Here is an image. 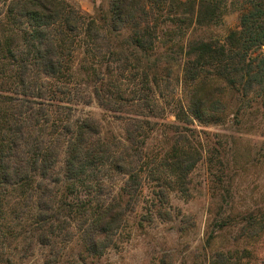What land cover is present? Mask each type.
Wrapping results in <instances>:
<instances>
[{
	"label": "trees",
	"instance_id": "1",
	"mask_svg": "<svg viewBox=\"0 0 264 264\" xmlns=\"http://www.w3.org/2000/svg\"><path fill=\"white\" fill-rule=\"evenodd\" d=\"M224 2L110 0L90 13L69 0H0V264H17L5 255L4 237L19 226L26 255L43 249L38 264H101L146 180L160 203L168 182L186 190L202 159L196 120L238 117L251 92L264 106V0H248L225 38L206 35L221 22ZM179 89L167 111L159 96ZM93 100L111 112H128L131 103L123 139L75 113ZM158 137L153 152L148 141ZM109 173L123 176L116 193L106 190ZM222 198L208 244L236 222L242 234L263 232L264 213H234L233 200ZM246 254L218 249L198 264H251Z\"/></svg>",
	"mask_w": 264,
	"mask_h": 264
},
{
	"label": "rangeland",
	"instance_id": "2",
	"mask_svg": "<svg viewBox=\"0 0 264 264\" xmlns=\"http://www.w3.org/2000/svg\"><path fill=\"white\" fill-rule=\"evenodd\" d=\"M69 1L93 13L98 6L107 7L110 0ZM247 2L225 0L221 22L206 29V35L225 38L231 29L238 27L240 13ZM176 75L177 72L174 80ZM216 87L217 92L228 99L236 98L223 83H216ZM182 95L179 89L174 94L159 96L158 100L168 111V103ZM260 99L257 92H251L246 99H241L238 117L232 113L215 124H204L198 120L194 122L193 126L199 133L192 131V136L195 134L197 138L201 135L202 159L189 175L186 190L168 182L167 199L160 203L153 193L154 183L146 180L138 207L106 250L101 264H198L212 251L229 247L239 251L248 249L251 254H246L244 261L249 259L251 264H264V229L260 234H242L241 226L236 222L234 226L215 232L216 237L211 244L206 242L213 219L216 220L223 211L220 207L223 194L230 201L233 200L234 213L248 210H256L259 215L264 213V106ZM233 104L237 109L235 101ZM127 106L128 112H111L93 100L90 104L79 103L74 107L77 115L97 118L105 136L123 139L124 117L133 112L131 103ZM165 117L174 118L169 112ZM159 140L160 137L158 142L156 138L148 141L154 145L151 151H157ZM105 182L106 190L113 189L116 193L122 185L123 176L109 173ZM226 188H229V193ZM153 199L157 205H152L150 210ZM143 215L147 216V220L138 226V220L141 221ZM259 221H262L261 217ZM23 228L6 229L5 255L13 258L17 264H38L43 249L34 245L28 251L29 254H25L24 247L28 241L24 239ZM78 239L76 236L62 247V252L71 251Z\"/></svg>",
	"mask_w": 264,
	"mask_h": 264
}]
</instances>
